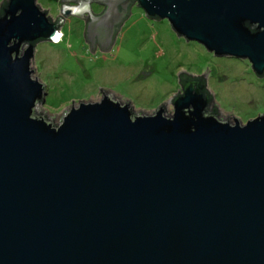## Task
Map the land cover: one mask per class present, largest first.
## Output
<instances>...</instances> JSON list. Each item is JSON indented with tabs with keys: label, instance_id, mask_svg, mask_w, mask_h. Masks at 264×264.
I'll list each match as a JSON object with an SVG mask.
<instances>
[{
	"label": "water",
	"instance_id": "1",
	"mask_svg": "<svg viewBox=\"0 0 264 264\" xmlns=\"http://www.w3.org/2000/svg\"><path fill=\"white\" fill-rule=\"evenodd\" d=\"M74 1L55 21L37 0L0 6V264H264V113L208 114L209 70L182 71L205 79L180 77L171 115L167 101L137 113L101 87L55 125L36 112L48 90L31 68L66 15L89 18L91 50L106 51L137 5L261 77L264 0Z\"/></svg>",
	"mask_w": 264,
	"mask_h": 264
},
{
	"label": "rangeland",
	"instance_id": "2",
	"mask_svg": "<svg viewBox=\"0 0 264 264\" xmlns=\"http://www.w3.org/2000/svg\"><path fill=\"white\" fill-rule=\"evenodd\" d=\"M7 0H0V6ZM37 0L54 21L64 14L63 2L74 0ZM93 13L103 6L92 2ZM85 16L89 12L84 11ZM86 19L66 15L61 37L36 46L31 68L33 77L47 85L44 104L37 113L54 117L59 124L72 104L81 100H100L103 90L113 92L116 100H128L137 113L152 114L164 101L167 115L173 113L171 98L183 87L180 73L206 75V88L213 94L209 109L216 108L217 118L235 124L264 113V75L259 77L249 59L216 56L197 41L179 36L166 19H151L137 5L116 33L109 50L96 46L94 52L86 40ZM102 87V89H101ZM73 102V103H74ZM170 111V112H169Z\"/></svg>",
	"mask_w": 264,
	"mask_h": 264
},
{
	"label": "trees",
	"instance_id": "3",
	"mask_svg": "<svg viewBox=\"0 0 264 264\" xmlns=\"http://www.w3.org/2000/svg\"><path fill=\"white\" fill-rule=\"evenodd\" d=\"M6 2L7 1H5V2H3V5H5L6 4ZM132 6H134V5H132ZM132 6L130 7V10H129V13H128V16L130 15V12H131V8H132ZM45 11H47V10H45ZM127 16V17H128ZM51 18V17H50ZM52 19V18H51ZM59 19V18H58ZM57 19V20H58ZM56 20V21H57ZM88 20H89V18H88ZM122 25H120V27H121ZM184 76H186V77H188V78H193V79H205L204 77H193V76H190V75H187V74H185V73H183L180 77H181V79L184 77ZM206 81V80H205ZM206 94H209V96H210V102L212 101V99H213V96H212V94L210 93V91L206 88ZM207 112H208V114H215V110H210L209 109V107H208V110H207Z\"/></svg>",
	"mask_w": 264,
	"mask_h": 264
},
{
	"label": "flooded vegetation",
	"instance_id": "4",
	"mask_svg": "<svg viewBox=\"0 0 264 264\" xmlns=\"http://www.w3.org/2000/svg\"><path fill=\"white\" fill-rule=\"evenodd\" d=\"M66 1H68V0H66ZM66 1H65V2H66ZM86 21H88V19H86ZM85 36H86L87 39L89 40V38H88V36H87V33H85ZM89 41H90V40H89ZM90 44L92 45L91 41H90ZM96 46L100 47L99 44H97V43L95 44V47H96ZM193 77H194V76H193Z\"/></svg>",
	"mask_w": 264,
	"mask_h": 264
},
{
	"label": "bare ground",
	"instance_id": "5",
	"mask_svg": "<svg viewBox=\"0 0 264 264\" xmlns=\"http://www.w3.org/2000/svg\"><path fill=\"white\" fill-rule=\"evenodd\" d=\"M59 39V38H58Z\"/></svg>",
	"mask_w": 264,
	"mask_h": 264
}]
</instances>
